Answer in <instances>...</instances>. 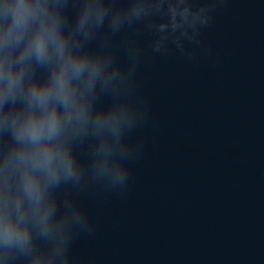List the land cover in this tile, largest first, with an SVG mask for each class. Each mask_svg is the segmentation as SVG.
I'll return each mask as SVG.
<instances>
[{
  "label": "clouds",
  "instance_id": "1",
  "mask_svg": "<svg viewBox=\"0 0 264 264\" xmlns=\"http://www.w3.org/2000/svg\"><path fill=\"white\" fill-rule=\"evenodd\" d=\"M226 0H0V264H70L91 219L77 196L123 190L142 148L136 96L153 52L191 59ZM123 49L127 59L121 62ZM107 98V102H102Z\"/></svg>",
  "mask_w": 264,
  "mask_h": 264
},
{
  "label": "water",
  "instance_id": "2",
  "mask_svg": "<svg viewBox=\"0 0 264 264\" xmlns=\"http://www.w3.org/2000/svg\"><path fill=\"white\" fill-rule=\"evenodd\" d=\"M143 53L136 96L146 118L123 190L77 196L91 231L70 264H264V0H226L202 45ZM126 62L123 49L118 52ZM102 102H107L103 98Z\"/></svg>",
  "mask_w": 264,
  "mask_h": 264
}]
</instances>
